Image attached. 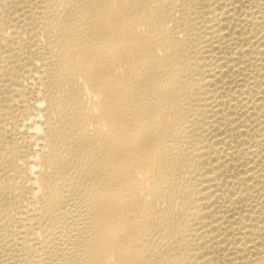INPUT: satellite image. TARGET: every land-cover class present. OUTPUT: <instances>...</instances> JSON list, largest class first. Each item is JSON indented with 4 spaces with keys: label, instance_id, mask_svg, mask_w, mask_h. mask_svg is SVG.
<instances>
[{
    "label": "bare ground",
    "instance_id": "1",
    "mask_svg": "<svg viewBox=\"0 0 264 264\" xmlns=\"http://www.w3.org/2000/svg\"><path fill=\"white\" fill-rule=\"evenodd\" d=\"M0 264H264V0H0Z\"/></svg>",
    "mask_w": 264,
    "mask_h": 264
}]
</instances>
